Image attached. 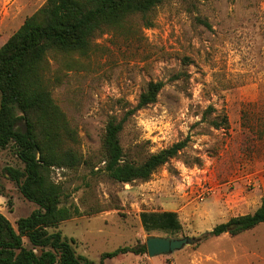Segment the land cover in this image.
Returning a JSON list of instances; mask_svg holds the SVG:
<instances>
[{"label": "rangeland", "instance_id": "rangeland-1", "mask_svg": "<svg viewBox=\"0 0 264 264\" xmlns=\"http://www.w3.org/2000/svg\"><path fill=\"white\" fill-rule=\"evenodd\" d=\"M44 2L0 0V46ZM47 75L86 159L50 172L62 203L80 211L55 228L76 255L100 264L102 253L169 235L195 241L152 257L119 253L103 264H264V223L234 236L206 234L264 198V0H165L95 36L85 56L49 55ZM156 80L164 86L155 102L136 110L120 133L125 156L141 161L175 142L186 145L148 179L116 182L102 170L106 121ZM223 116L226 125H212ZM6 166H23L11 145L0 147V212L15 225L37 206ZM163 211L175 213L178 229L144 228L141 213Z\"/></svg>", "mask_w": 264, "mask_h": 264}, {"label": "trees", "instance_id": "trees-1", "mask_svg": "<svg viewBox=\"0 0 264 264\" xmlns=\"http://www.w3.org/2000/svg\"><path fill=\"white\" fill-rule=\"evenodd\" d=\"M164 1L45 0L0 46V147L11 145L23 164L22 168L6 166L3 171L21 195L37 206L15 225L0 212V264H93L76 255L71 240L55 230L80 211L73 204L62 203L63 190L52 179L51 168H75L86 159L74 148L76 132L51 96L55 80L47 75V58L56 54L85 56L95 36L119 27L131 15L145 17ZM163 86L161 80L148 82L133 107L119 118L108 117L101 142L102 170L108 178L121 183L146 180L185 147L184 139L138 161L127 158L120 143L127 119L155 102ZM211 123L226 125V118ZM141 222L147 230L179 228L172 211L141 213ZM260 223H264V198L253 212L231 216L206 234L234 236ZM128 251L146 252V245L102 253L100 264L106 257Z\"/></svg>", "mask_w": 264, "mask_h": 264}, {"label": "water", "instance_id": "water-1", "mask_svg": "<svg viewBox=\"0 0 264 264\" xmlns=\"http://www.w3.org/2000/svg\"><path fill=\"white\" fill-rule=\"evenodd\" d=\"M195 241L191 237H172L169 235H148L145 238L146 252L148 256L168 254L183 248Z\"/></svg>", "mask_w": 264, "mask_h": 264}]
</instances>
